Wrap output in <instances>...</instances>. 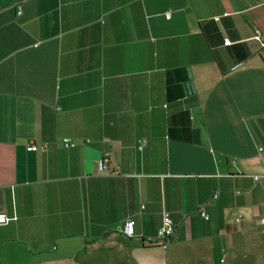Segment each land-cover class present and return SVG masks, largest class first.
<instances>
[{
	"label": "crops",
	"instance_id": "0c3cea01",
	"mask_svg": "<svg viewBox=\"0 0 264 264\" xmlns=\"http://www.w3.org/2000/svg\"><path fill=\"white\" fill-rule=\"evenodd\" d=\"M0 212V264L264 252V0H0Z\"/></svg>",
	"mask_w": 264,
	"mask_h": 264
},
{
	"label": "rangeland",
	"instance_id": "374dc122",
	"mask_svg": "<svg viewBox=\"0 0 264 264\" xmlns=\"http://www.w3.org/2000/svg\"><path fill=\"white\" fill-rule=\"evenodd\" d=\"M202 228V224H197ZM213 239L210 236H202L189 240L169 242L168 248H160L164 264H258L259 256L264 259V252L261 249L250 251L247 256L244 242L241 238L235 239V245H223L218 249L212 248ZM223 263H221V259ZM241 260L244 262L242 263ZM238 262V263H234ZM105 264H134L124 260L118 261L109 257Z\"/></svg>",
	"mask_w": 264,
	"mask_h": 264
},
{
	"label": "built area",
	"instance_id": "2783aa9c",
	"mask_svg": "<svg viewBox=\"0 0 264 264\" xmlns=\"http://www.w3.org/2000/svg\"><path fill=\"white\" fill-rule=\"evenodd\" d=\"M166 17L170 18L171 13L169 12L166 15ZM259 34H260V31L257 30V38L261 39ZM39 148L40 147L35 145V144L30 145V149L33 151H36ZM41 148H44V147H41ZM106 160H107V157H104V159L101 161V166H100L101 170H104L107 168V165L105 163ZM254 179L258 180L259 176H255ZM217 196L218 195H216V197ZM200 215L206 220L209 219L208 214L203 209L200 210ZM9 220H10V218L6 213L0 212V226L5 225ZM135 225H136V222L134 219H132V218L127 219L124 223V228H123L124 232L128 236L134 237L135 236ZM175 234H176V227H175L174 221H173L171 215L168 212H165L163 214V223H162L161 229H160V231L156 237L151 238V241L157 242V243L160 242L164 245L165 248H167L169 241L172 240V238L175 236Z\"/></svg>",
	"mask_w": 264,
	"mask_h": 264
},
{
	"label": "trees",
	"instance_id": "16d2710c",
	"mask_svg": "<svg viewBox=\"0 0 264 264\" xmlns=\"http://www.w3.org/2000/svg\"><path fill=\"white\" fill-rule=\"evenodd\" d=\"M153 243H157V242H153Z\"/></svg>",
	"mask_w": 264,
	"mask_h": 264
}]
</instances>
